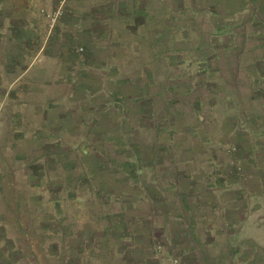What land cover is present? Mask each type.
<instances>
[{"label": "rangeland", "instance_id": "obj_1", "mask_svg": "<svg viewBox=\"0 0 264 264\" xmlns=\"http://www.w3.org/2000/svg\"><path fill=\"white\" fill-rule=\"evenodd\" d=\"M132 1L0 0V264H264V0Z\"/></svg>", "mask_w": 264, "mask_h": 264}, {"label": "crops", "instance_id": "obj_2", "mask_svg": "<svg viewBox=\"0 0 264 264\" xmlns=\"http://www.w3.org/2000/svg\"><path fill=\"white\" fill-rule=\"evenodd\" d=\"M92 4V3H91ZM115 4H114V0H98V2L94 5V6H97V8H99V7H103L104 8V10L103 11H107V12H111L112 10H113V6H114ZM129 5H131V6H133L134 4H133V1L132 0H128V6ZM138 7V6H137ZM141 9H142V7H140ZM132 7H129V9H128V7L127 8H122L121 10H120V12H122V13H124V12H129V13H131L132 11ZM140 9V10H141ZM94 8L93 9H89L88 11L87 10H84V11H82V13H86V11L87 12H94ZM75 12H77V10L75 11ZM95 19H96V16H95ZM79 21L81 22H83L84 23V25H83V23L81 24L83 27H85V28H87V27H90L91 25H90V23L86 20V19H79ZM86 21V22H85ZM137 22V21H136ZM81 25H79L80 27H81ZM78 26V27H79ZM105 66V64L103 65V67ZM168 67H170V63H168ZM108 67L106 66L105 68H104V70H106ZM169 69V68H168ZM256 77H258V75L256 76ZM262 77V76H261ZM144 82V81H143ZM106 83V82H105ZM250 96H253V95H250ZM238 118H240L241 116H237ZM251 120V119H250ZM239 121H240V119L238 120V123H239Z\"/></svg>", "mask_w": 264, "mask_h": 264}]
</instances>
